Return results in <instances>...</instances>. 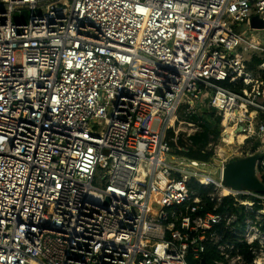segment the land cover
Wrapping results in <instances>:
<instances>
[{
  "label": "built area",
  "instance_id": "2783aa9c",
  "mask_svg": "<svg viewBox=\"0 0 264 264\" xmlns=\"http://www.w3.org/2000/svg\"><path fill=\"white\" fill-rule=\"evenodd\" d=\"M253 15L264 0H0V264H264V193L171 162L206 107L258 143L264 184Z\"/></svg>",
  "mask_w": 264,
  "mask_h": 264
},
{
  "label": "bare ground",
  "instance_id": "6f19581e",
  "mask_svg": "<svg viewBox=\"0 0 264 264\" xmlns=\"http://www.w3.org/2000/svg\"><path fill=\"white\" fill-rule=\"evenodd\" d=\"M187 22L183 21L180 24L179 32L177 35V44L176 47L179 45H182L183 47L190 46L194 44V42L191 40V37L193 35V32L197 29V24L192 23V26H186ZM245 135L242 132H234L232 128L228 127L226 130V136L225 139L223 140L224 142H229L233 144L234 146L241 147L244 143ZM227 152V147L226 146H220L219 149V156L222 155V153ZM171 162L174 163L177 167L182 169L183 173L187 177H197L200 181L203 182H209V181H219V176L221 174V167H217L216 169L213 167H209L208 161L203 162L202 168L195 169L190 162H186L182 160L180 156L178 157H171ZM224 170V168H223Z\"/></svg>",
  "mask_w": 264,
  "mask_h": 264
},
{
  "label": "trees",
  "instance_id": "16d2710c",
  "mask_svg": "<svg viewBox=\"0 0 264 264\" xmlns=\"http://www.w3.org/2000/svg\"><path fill=\"white\" fill-rule=\"evenodd\" d=\"M261 61L260 58L253 57L252 64H258ZM183 117L186 116L188 120H196L202 127V131L197 133L192 137L193 145L196 146L195 150L189 149L187 152V157L182 156L189 161H192L196 166H200L204 161L207 160L212 154V150L205 151L204 147L210 142V136L213 135L215 138H218L219 133L221 132L220 118L215 115V112L212 109L201 110L197 114L192 115L187 112L182 113ZM257 146H254L250 152H254ZM195 158V159H193ZM198 159V160H196ZM195 168V167H194ZM198 169L199 168H195Z\"/></svg>",
  "mask_w": 264,
  "mask_h": 264
},
{
  "label": "water",
  "instance_id": "95a60500",
  "mask_svg": "<svg viewBox=\"0 0 264 264\" xmlns=\"http://www.w3.org/2000/svg\"><path fill=\"white\" fill-rule=\"evenodd\" d=\"M23 13L25 14V12ZM250 25L252 28L264 29V21L258 15H253L250 18ZM254 162V156H247L242 159L227 162L223 170L225 183L235 188L244 186L264 193V184L254 175ZM203 263L205 264L206 261L203 260Z\"/></svg>",
  "mask_w": 264,
  "mask_h": 264
},
{
  "label": "rangeland",
  "instance_id": "374dc122",
  "mask_svg": "<svg viewBox=\"0 0 264 264\" xmlns=\"http://www.w3.org/2000/svg\"><path fill=\"white\" fill-rule=\"evenodd\" d=\"M23 21H26V17L23 18ZM262 78L264 80V75H262ZM206 109H210V108H204L203 110ZM202 131V130H201ZM222 131L219 133L218 138H215L213 135L210 136V142L204 147L205 151H210L212 150V154L210 155V157L207 160H201V161H208L209 163V167H213V168H217L221 166V162L223 161L224 163L226 162H230V161H235L237 159H242L243 157H247L250 153V150L254 147V146H258V143L256 141H250V142H246L244 145H242L241 147H237L234 146L233 144L229 143V142H224L223 144V138L224 137L222 135ZM226 136V135H225ZM226 146L227 147V152L226 153H222L221 156H219V149L220 146ZM196 146H194V148L192 150H195ZM234 152L237 153V156L235 154H233ZM232 153L233 155H235L234 158L228 157L230 156ZM182 158V160L186 161V162H190V164L195 167V168H202L203 165L200 166H196L195 163H193L192 161H189L188 159L183 158L182 156H180ZM195 159V158H193ZM198 160V159H196ZM225 160V161H224ZM198 180H191V184L192 185H197Z\"/></svg>",
  "mask_w": 264,
  "mask_h": 264
}]
</instances>
